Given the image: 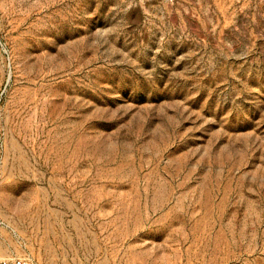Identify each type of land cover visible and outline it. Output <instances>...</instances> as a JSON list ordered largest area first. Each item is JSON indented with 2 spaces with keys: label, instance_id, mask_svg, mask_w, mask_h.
<instances>
[{
  "label": "rangeland",
  "instance_id": "374dc122",
  "mask_svg": "<svg viewBox=\"0 0 264 264\" xmlns=\"http://www.w3.org/2000/svg\"><path fill=\"white\" fill-rule=\"evenodd\" d=\"M0 264H264V0H0Z\"/></svg>",
  "mask_w": 264,
  "mask_h": 264
},
{
  "label": "built area",
  "instance_id": "2783aa9c",
  "mask_svg": "<svg viewBox=\"0 0 264 264\" xmlns=\"http://www.w3.org/2000/svg\"><path fill=\"white\" fill-rule=\"evenodd\" d=\"M7 225L0 219V227H6ZM2 264H32L29 258L26 257H14L7 259Z\"/></svg>",
  "mask_w": 264,
  "mask_h": 264
}]
</instances>
